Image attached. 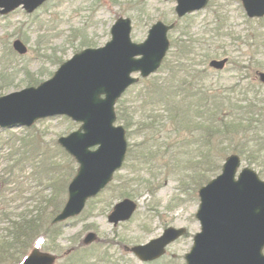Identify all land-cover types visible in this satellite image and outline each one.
<instances>
[{"label":"rangeland","instance_id":"374dc122","mask_svg":"<svg viewBox=\"0 0 264 264\" xmlns=\"http://www.w3.org/2000/svg\"><path fill=\"white\" fill-rule=\"evenodd\" d=\"M176 6L177 0H48L33 12L19 6L7 14L0 13V96L37 86L50 79L74 54L86 48L105 46L111 40L113 24L120 17L132 20L131 38L136 43L145 41L158 21L167 25L176 23L175 28L168 31L170 48L160 68L146 77L134 72L133 76L139 80L121 98L127 100L125 105H130L128 116H135V122L134 119L131 122L134 135L130 137L125 127L128 144L136 143L135 160L132 163L125 160L102 195L89 199L87 210L68 220L58 239L61 253L48 251L58 256L54 264H65L78 248L82 258L85 257L83 264H146L131 247L158 237L169 226L186 227L187 233L168 247L165 257L148 264H186L185 254L193 245L194 235L201 230L196 217L199 188L193 179L199 176L197 167L203 163L190 166L188 162L193 156L190 152L197 146L192 142L196 136L186 129L174 132L173 122L168 125L163 116L157 118V128L153 130L158 147H153V138L144 144L142 140L150 134L147 130L142 134L137 128L143 115L141 105L147 110L156 106L150 103L153 98L148 95L154 96L150 88L165 85L166 91L167 84L172 86L183 81L184 73L180 77L177 75L175 82L169 69L171 63L180 58L174 48L175 41L180 38L195 37V52L185 60L192 62L197 58V66L206 68L201 79L212 89L226 90L239 82H259L258 72L264 71V16L248 17L241 0H209L204 9L184 17L178 16ZM217 15L223 16V22ZM16 39L27 45L25 53L14 49ZM205 53L211 54L206 57L207 61ZM224 58L227 61L222 68L210 65L213 59ZM31 80L39 83L31 85ZM259 90L258 97L264 99V88L256 91ZM173 96L170 94L167 98L174 100ZM161 111L166 112L164 107ZM193 123L188 120L186 126L190 128ZM80 125L65 116H54L40 119L31 127L0 128V237L6 234L4 229L11 216L21 211L28 214L35 207L33 197L40 192L51 193L52 189L44 190L49 184L47 174L53 178L56 190L61 192L68 180L66 175L71 173L68 182L74 177L79 164L58 139ZM162 125L166 128L164 131L159 130ZM244 129L232 142L225 141L223 147L211 149L210 157L222 156L223 165L226 157L237 153L243 159L241 168H253L264 180V128L253 133L246 124ZM250 135H259L257 138L261 140L251 141V147L259 148L246 152L242 147ZM237 142L241 152L230 150ZM169 143H174L175 152L168 149ZM200 156L197 151L196 163ZM140 163L144 165L143 170L135 173ZM67 197L68 186L65 201ZM126 197L135 200L138 208L130 220L114 226L108 221V214ZM90 231L96 233V238L85 243L84 238ZM43 244L44 238H40L34 245L45 251ZM19 257L21 261L24 259L17 251L9 258L0 254V264H16Z\"/></svg>","mask_w":264,"mask_h":264},{"label":"water","instance_id":"95a60500","mask_svg":"<svg viewBox=\"0 0 264 264\" xmlns=\"http://www.w3.org/2000/svg\"><path fill=\"white\" fill-rule=\"evenodd\" d=\"M46 0H0V13L7 14L23 5L34 11ZM179 16L204 8L209 0H177ZM250 17L264 16V0H242ZM175 26L158 21L141 43L131 38L132 20L120 17L112 26V38L105 46L86 48L62 63L55 74L37 86L0 96V127L32 126L39 119L64 115L81 126L58 142L79 163L68 186V199L53 223L82 212L86 201L103 190L126 158V129L117 125L116 103L126 89L156 72L170 47L168 31ZM14 49L25 53L26 44L16 39ZM227 61L214 59L211 65L222 68ZM264 82V71L259 72ZM238 154L229 155L222 171L199 189L197 218L201 231L186 254L187 264H264V180L244 167ZM137 203L125 198L118 202L109 221L129 220ZM184 228L169 227L164 233L132 250L143 261L165 253L166 246L181 236ZM96 233L89 232L90 243ZM56 256L38 248L21 264H54Z\"/></svg>","mask_w":264,"mask_h":264},{"label":"trees","instance_id":"16d2710c","mask_svg":"<svg viewBox=\"0 0 264 264\" xmlns=\"http://www.w3.org/2000/svg\"><path fill=\"white\" fill-rule=\"evenodd\" d=\"M218 15V19L223 22V16ZM195 41L196 39L194 36L184 40L180 38V40L175 41L174 48L177 49V57L179 56L180 58L176 60L174 64L171 63L169 69L173 72L172 78L175 82H177V75L180 77V75L184 73L185 75L181 78L183 81H181L180 84L172 86L167 84L168 89L166 91L164 90L165 85L150 88L154 96H151L150 93L148 97L153 98V102L150 103L156 104V106L147 110L146 106L141 105V107L144 108L141 109L143 115L139 118L137 128L142 134L145 130L149 132L150 135L142 141L147 145L149 139L153 138V147H158L159 141L155 138L153 130L157 128L156 120L159 117L165 116L164 119L167 120L168 125L173 122L171 126L174 128V132L178 131V129L192 131L196 136V139L192 142L197 144V146L190 152L193 156L188 159V162L190 166L203 163L197 167V170L200 171L198 173L199 176L197 179H193L196 188H200L212 177L216 176L222 169V161L224 158L219 155L215 159L214 157H210L211 149L215 150L219 149V147H223L225 141L232 142L238 133H243L246 130H243L246 124L254 130L253 133H257L258 129L264 128V99L258 97L260 90L256 91L260 88H264V85L260 82L252 81L247 83L239 82L232 88L226 90H219L217 88L212 89L211 86L205 85L201 77L202 72H204L206 68L202 69L197 66V58L192 60V62H187L185 60V58H189L190 54L195 52ZM209 56H211L210 53H205V61H207L206 57ZM183 58L185 62L182 61ZM29 83L35 85L39 82L31 80ZM170 94L174 95L172 97L174 100L167 98ZM126 102L127 100L120 99L116 109L118 123H123V125H125L131 137L134 135V131L131 130L133 124L131 122H133V119L135 122V116L132 114L128 116V108L130 105H125ZM163 107L165 108V113L161 111ZM159 112L162 114L160 115ZM188 120L194 122L193 126L190 128L188 125L186 126ZM165 129L163 125L159 128L160 131H164ZM175 135H177V133H175ZM258 136L250 135L242 148H244L246 152H252L255 148H259V146L255 148L250 146L251 141L261 140L257 138ZM262 136L264 139V135ZM238 138L240 137L238 136L237 139ZM187 144L191 145V143ZM245 145L247 148H245ZM135 146V142L129 145L127 162L132 163L135 160ZM240 147L241 145L237 142L230 147V150L241 152V150H239ZM168 149H170L171 153L175 152L174 143H169ZM179 149L180 148H177L178 152ZM197 151L201 153V156L196 163L194 158ZM143 154V156H146V153ZM142 163L147 164L148 162ZM142 163L135 167V173L142 172L144 167ZM202 168H204V170ZM70 175L71 173H69V176L68 174L66 175L68 180L66 184L62 186V192L56 190L51 175H46V180L49 181V184L44 190L52 189L51 193L44 195L43 192H40L36 197H33L36 202L35 207H33L28 214H24L25 212L23 213V211H21L19 215L15 217L11 216V219L7 221L8 227L4 229L6 234H1L2 237H0V254H5V256L9 258L17 251L24 257L27 251L33 248L36 241L40 238H44L43 246L46 251L61 253L62 247L59 245L58 239L63 232L64 225L52 224V220L65 204ZM60 192L61 194H59ZM62 193H64L65 196H62ZM37 197H40L39 200H36ZM15 200H17V198L14 199V201ZM78 250L76 254L75 252L72 253V256L67 259L68 261L66 260L65 264L85 263V257L82 258L83 254L80 255ZM78 253L79 255H77ZM21 258L22 257L18 258L16 264L21 262Z\"/></svg>","mask_w":264,"mask_h":264},{"label":"flooded vegetation","instance_id":"af4514ba","mask_svg":"<svg viewBox=\"0 0 264 264\" xmlns=\"http://www.w3.org/2000/svg\"><path fill=\"white\" fill-rule=\"evenodd\" d=\"M186 233H187V232H186ZM176 241H177V240H176ZM176 241H175V242H176ZM173 243H174V242H173ZM173 243H171L170 245H172ZM170 245H169V246H170ZM169 246H168V247H169ZM167 249H168V248H167ZM163 257H165V255L162 256L161 258H158V259H156V260H154V261H151V262H148V263H154V262H156V261H159V260L162 259ZM143 263H144V262H143ZM148 263H146V264H148Z\"/></svg>","mask_w":264,"mask_h":264}]
</instances>
